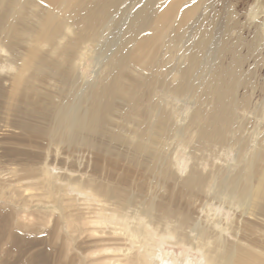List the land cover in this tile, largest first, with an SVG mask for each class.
I'll use <instances>...</instances> for the list:
<instances>
[{
	"label": "bare ground",
	"instance_id": "obj_1",
	"mask_svg": "<svg viewBox=\"0 0 264 264\" xmlns=\"http://www.w3.org/2000/svg\"><path fill=\"white\" fill-rule=\"evenodd\" d=\"M204 1L0 0V264H264V0Z\"/></svg>",
	"mask_w": 264,
	"mask_h": 264
},
{
	"label": "rangeland",
	"instance_id": "obj_2",
	"mask_svg": "<svg viewBox=\"0 0 264 264\" xmlns=\"http://www.w3.org/2000/svg\"><path fill=\"white\" fill-rule=\"evenodd\" d=\"M181 1H184L185 2V0H181ZM224 7H225V1L224 0H205L204 3H203V5H202L203 10L212 9V8H216V9L220 10L221 8H224ZM242 19H244V16L241 17V20ZM243 25H246V22H244ZM92 50H93V46L92 45H89V48L85 51V54H84V62L82 63L81 69L79 70V73L80 74H84L85 75V80H91L93 78V76H94V71L96 70V66H95L96 64L94 63V58H91ZM262 56L264 57V49L262 50ZM182 104L183 103H181L179 105H182ZM183 105L182 106H183L184 110H187L190 107L189 104L188 105L187 104H183ZM33 151H36V150H33ZM178 155H180L181 157L186 156L183 151H179V154ZM232 155H233V152H232L231 156L229 157V159H232ZM75 160L76 159L74 157H70L68 159L67 166L69 168L70 167H72V168L74 167L73 169H77L76 167H79V166H78L77 160L76 161ZM82 160L84 161V158ZM74 161H75V163H74ZM117 173L118 174L119 173H122V171L119 170ZM164 246L168 250H172L173 249L174 252L177 255L182 250V247L181 246H170V245H164ZM56 247H57V245H55V248ZM174 247H176V248H174ZM192 254H195V253H192ZM39 255L41 257V253H39Z\"/></svg>",
	"mask_w": 264,
	"mask_h": 264
}]
</instances>
